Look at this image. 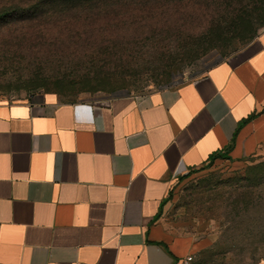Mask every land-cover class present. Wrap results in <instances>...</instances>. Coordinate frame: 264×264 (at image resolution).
<instances>
[{"label": "crops", "instance_id": "obj_1", "mask_svg": "<svg viewBox=\"0 0 264 264\" xmlns=\"http://www.w3.org/2000/svg\"><path fill=\"white\" fill-rule=\"evenodd\" d=\"M263 140L264 30L177 86L0 100V264H182L204 244L161 223L170 183Z\"/></svg>", "mask_w": 264, "mask_h": 264}, {"label": "rangeland", "instance_id": "obj_2", "mask_svg": "<svg viewBox=\"0 0 264 264\" xmlns=\"http://www.w3.org/2000/svg\"><path fill=\"white\" fill-rule=\"evenodd\" d=\"M156 5L152 16L110 14L96 20L100 27L83 19L51 26L37 40L21 25L0 30V100L53 92L76 102L177 86L244 49L264 30V0ZM160 221L172 236L203 242L188 264H263L264 140L253 159L217 162L175 178Z\"/></svg>", "mask_w": 264, "mask_h": 264}, {"label": "trees", "instance_id": "obj_3", "mask_svg": "<svg viewBox=\"0 0 264 264\" xmlns=\"http://www.w3.org/2000/svg\"><path fill=\"white\" fill-rule=\"evenodd\" d=\"M171 1L172 0H0V30L7 28L13 29L17 25H21L19 28H25L33 32L31 36H34V39L32 40H37V38L41 36L39 35L41 30L56 25L64 26L67 25L66 23L68 21L75 22L80 19L93 20L94 23L100 27L102 22H97L96 20H104L110 14L116 17L117 15L126 14L128 11V15L130 16H135L136 13L143 16H152V14L156 12V4L164 6V3H167L165 7H170L172 9V6H169ZM178 5V9L183 8V4L178 3ZM204 6L206 9L209 8L208 4ZM239 7L245 8L242 4H239ZM178 9H174V11L179 12ZM160 11H162V8L159 9V12ZM234 21L235 19L231 20L232 23ZM72 22L71 26L75 27L77 22L75 25ZM210 23L212 24L213 22Z\"/></svg>", "mask_w": 264, "mask_h": 264}, {"label": "built area", "instance_id": "obj_4", "mask_svg": "<svg viewBox=\"0 0 264 264\" xmlns=\"http://www.w3.org/2000/svg\"><path fill=\"white\" fill-rule=\"evenodd\" d=\"M191 258H192V256H191V255H188V256L185 258V260L183 261L182 264H188L189 261L191 260Z\"/></svg>", "mask_w": 264, "mask_h": 264}]
</instances>
